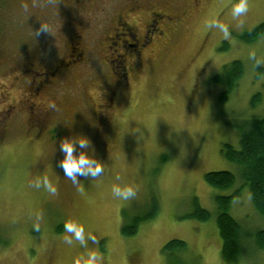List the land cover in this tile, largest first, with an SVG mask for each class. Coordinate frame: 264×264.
<instances>
[{
  "label": "rangeland",
  "instance_id": "374dc122",
  "mask_svg": "<svg viewBox=\"0 0 264 264\" xmlns=\"http://www.w3.org/2000/svg\"><path fill=\"white\" fill-rule=\"evenodd\" d=\"M232 2L215 0L217 16L233 27L231 41L216 31L205 37V27L198 29L158 54L152 66L123 68L122 83V76L107 67L60 69L56 96H36L30 75L18 77L21 69L0 70V264H73L82 248L64 243L63 220L68 217L96 236L92 246L101 252L103 264H228L214 215L203 221L189 214L196 197L215 214V195L230 194L238 186L241 195L233 200L231 213L244 231L264 228L241 166L223 152L225 143L240 147L235 123L264 116V66L253 67L247 56L249 48H256L264 57V35L254 42L239 38L264 22V0H249L244 29L235 27ZM0 8V57L25 51L58 57L56 2L0 0ZM234 59L243 61L244 73L222 99L224 86L214 77ZM115 83L118 91L112 99ZM37 103L41 109L35 110ZM14 104L27 109L8 116L4 110ZM76 134L87 135L105 162L100 177H78L79 187L64 176L59 150L60 139ZM221 169L236 174L232 188L218 189L205 180L206 172ZM44 174L57 185L56 195L32 187ZM114 183L132 184L136 196L129 201L114 198ZM153 197L159 202L157 215L135 235H123V224L148 211ZM37 213L39 231L33 229ZM172 238L184 239L187 251L165 253L163 247ZM247 247L235 264H264V249L252 240Z\"/></svg>",
  "mask_w": 264,
  "mask_h": 264
},
{
  "label": "flooded vegetation",
  "instance_id": "af4514ba",
  "mask_svg": "<svg viewBox=\"0 0 264 264\" xmlns=\"http://www.w3.org/2000/svg\"><path fill=\"white\" fill-rule=\"evenodd\" d=\"M50 1L58 4V57L49 59L43 57L42 52L34 54L31 51L17 55L7 53L6 59L0 57L1 71L21 69L18 77L30 75L29 85L31 81L36 83L33 90L36 96H56L60 69L107 67L112 75L122 76L118 81L122 83L123 68L134 63L152 66L162 51L171 48L180 38L204 28L206 20L218 12L215 0ZM1 15L0 8V20ZM204 31L207 37L215 30L205 27ZM27 36L26 44L31 40L30 32ZM39 68L46 69L40 71ZM17 83L22 85L20 80ZM118 83L113 88L112 99L118 91ZM25 107L14 104L4 111L15 117L25 111ZM34 108L41 109V106L37 103Z\"/></svg>",
  "mask_w": 264,
  "mask_h": 264
},
{
  "label": "trees",
  "instance_id": "16d2710c",
  "mask_svg": "<svg viewBox=\"0 0 264 264\" xmlns=\"http://www.w3.org/2000/svg\"><path fill=\"white\" fill-rule=\"evenodd\" d=\"M264 35V22L252 29L239 33V38L247 42H254ZM226 46H223L225 48ZM244 73V63L241 59H234L224 64L222 71L214 80L224 86L221 98L226 99L229 93L238 84ZM258 96H253V102ZM239 136L240 147L231 144L223 145L225 156L241 166V175L244 185H247L251 200L255 209L264 216V116L253 115L235 123ZM205 180L211 186L218 189H229L236 184L237 176L230 170H210L205 173ZM241 195V186L236 187L230 194H216L217 212L202 206L195 198V208L189 214L190 217L199 220H208L214 215V221L222 240L221 255L228 264L237 263L248 249L247 245L252 240L256 247L264 249V228H256L244 231L241 222L231 213L233 200ZM151 208L133 217L131 223H124L121 232L125 236L138 233L140 226L154 218L159 211V202L152 198ZM188 244L184 239L172 238L163 247V251L169 256L175 252L185 253Z\"/></svg>",
  "mask_w": 264,
  "mask_h": 264
},
{
  "label": "clouds",
  "instance_id": "9594fccd",
  "mask_svg": "<svg viewBox=\"0 0 264 264\" xmlns=\"http://www.w3.org/2000/svg\"><path fill=\"white\" fill-rule=\"evenodd\" d=\"M25 10L28 5H24ZM250 9L249 0H233L230 5L231 17L236 21L235 27L244 29L245 18L247 17ZM44 30L48 31L46 25L42 24ZM205 27L215 30L221 34L224 40L231 41L233 32L232 26L224 22L220 17L213 14L205 22ZM248 59L252 61L253 67L264 66V57L257 53L256 48H249L247 52ZM51 107L56 108L53 103ZM179 130L183 126L176 128ZM134 130H139L134 129ZM143 133L141 132V135ZM79 149V150H77ZM59 150L63 152V157L60 160V167L64 171V176L68 177L78 187L81 180L78 177H91L92 179L100 177L105 172V162L98 158L96 150L90 138L85 134H76L72 136H65L60 139ZM183 153V148L181 149ZM119 179V177H117ZM32 187L35 189L43 188L51 195H56L58 192L57 185L53 183L47 174L37 176L34 180ZM111 194L114 198L121 201H129L137 194L135 186L129 183H114L111 185ZM40 214H36L33 229L40 230ZM64 243L72 246L74 243L82 248L79 255L73 258V264H103V256L101 252L93 247L96 243V236L91 230H86L84 223L73 217H68L63 220ZM89 241L92 243L90 244Z\"/></svg>",
  "mask_w": 264,
  "mask_h": 264
}]
</instances>
